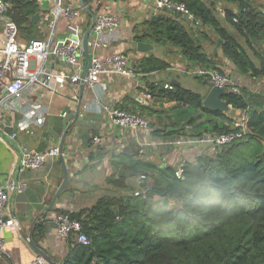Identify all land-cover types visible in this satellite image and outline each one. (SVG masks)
<instances>
[{
	"label": "crops",
	"instance_id": "0c3cea01",
	"mask_svg": "<svg viewBox=\"0 0 264 264\" xmlns=\"http://www.w3.org/2000/svg\"><path fill=\"white\" fill-rule=\"evenodd\" d=\"M198 1L210 10L220 27L233 38L234 25L229 22L228 16H233L232 21L233 18L238 17L242 3L248 5L251 12L259 13L264 17V0ZM64 4H70L80 10L77 24L82 29V40L83 34L91 24V16L81 10L79 0H64ZM155 6L156 0H90L88 3L90 12L96 17L101 13H107L116 16L119 20L116 29L105 37L107 47L94 48L89 45L88 60L91 56L103 58L110 54H124L128 57L129 65L137 75L136 78L101 76L95 87L85 86L82 93L79 86L69 83L60 86L58 82L51 81L54 89L40 87L34 97V101L41 103L47 110L46 120L42 126L33 124L28 131H17L16 121L21 119L18 113L6 115L8 123L6 122L4 128L0 126V184L5 185L9 180L14 179L25 182L26 188L22 193L10 196L7 217L15 221L16 229L4 227L0 230V264H31L36 255L29 246V239L54 263L62 264L69 243L68 239L56 233L55 220L58 215L77 214L91 208L104 197L127 196L130 194L129 187L137 192L142 184L153 185L154 181L161 177L165 167L171 166L177 170L182 164L180 160L183 159V163L190 162L200 155L208 154V148L204 144L190 147L166 144L180 138L190 139L189 136H182L183 127L187 134H192L190 127L185 125L184 116L188 111L194 115L200 111L196 108L190 109L182 102L152 96L146 88L147 83L160 84L163 88L168 84L173 88L189 90L200 95L203 102L212 87L198 70H217L226 74L230 81L244 88L246 93L258 92L255 90L257 87L255 83L261 82L263 89L260 94L254 95L264 94L263 77L254 78L240 74L224 57L221 48L223 42L216 28L202 25L194 15L192 20L165 9L158 11ZM11 11L8 12V16ZM164 17L177 19L183 23L186 33L199 47V52L207 57L209 63L191 62L182 56L178 46L164 43L162 40L155 42L147 37L142 41H135L137 35L147 33L150 35L149 23H156ZM72 24L76 23L60 19L54 44L75 40L68 32ZM33 25L36 26L39 37L44 38L47 33L44 19L40 17L38 23ZM1 29L0 24V48L3 45ZM93 38L94 35L91 33L89 43ZM219 40L221 45L217 47ZM139 42L151 47L148 53L144 54L137 50ZM252 45L255 48L254 44ZM80 56L83 67V47ZM148 56L162 60L170 68L147 75L138 73L142 59ZM262 56L264 58V55ZM51 64L56 72L64 71L59 59H51ZM194 79L202 81L204 85L199 86L198 81H192ZM78 105H80V113L84 115V123L81 127L72 125L69 128L63 146L68 183L52 209L46 213L44 210L49 206L63 181L62 163L56 157L48 159L38 170H21L17 145H24L36 152L58 148L63 133V120L74 114ZM113 108L140 112L150 121V129L132 130L114 126L108 115L109 110ZM230 110L234 112V117L228 116ZM229 111L224 114L234 124V121L238 120L237 112L231 107ZM70 123L71 121L67 119V124ZM12 132H17V137L13 141L7 138ZM166 133L173 134L166 136ZM96 139L100 140L97 144ZM204 150L206 152L202 153ZM137 163L148 165L140 168V172L147 175L144 179H140L141 176L131 177L128 167H122L124 164L129 166L128 164ZM119 171L123 173L121 177L118 176ZM120 178L124 179L122 186H120L121 182H116Z\"/></svg>",
	"mask_w": 264,
	"mask_h": 264
},
{
	"label": "trees",
	"instance_id": "16d2710c",
	"mask_svg": "<svg viewBox=\"0 0 264 264\" xmlns=\"http://www.w3.org/2000/svg\"><path fill=\"white\" fill-rule=\"evenodd\" d=\"M20 39H38L31 17L37 12L34 0H6ZM185 4L202 25L216 28L223 44L224 57L243 75L264 78V58L257 65L248 48L264 32V17L242 3L239 22H229L245 37V47L220 27L210 10L198 0H174ZM150 35L135 36V41L150 37L155 42L173 44L191 62L206 63L186 33L182 22L170 17L149 23ZM21 33V34H20ZM263 38H264V34ZM162 60L142 59L138 73L147 75L169 69ZM215 69V68H214ZM152 96L182 102L190 111L184 116L192 134L201 137L238 130L225 114L202 106V97L182 88L166 90L160 84L147 83ZM234 110L247 115L244 137L227 145L215 156L201 155L184 162L182 176L167 166L153 185H141L124 197H104L91 208L70 214L78 220L90 243L87 246L68 239L69 249L62 264H264V94L245 96L228 93L223 97ZM195 132V133H194ZM173 133H166V136ZM124 164L131 177L147 176L140 172L143 163ZM124 185V179L116 181ZM169 201L175 204L169 207ZM63 213V212H62Z\"/></svg>",
	"mask_w": 264,
	"mask_h": 264
},
{
	"label": "built area",
	"instance_id": "2783aa9c",
	"mask_svg": "<svg viewBox=\"0 0 264 264\" xmlns=\"http://www.w3.org/2000/svg\"><path fill=\"white\" fill-rule=\"evenodd\" d=\"M43 1L49 3L47 10L40 8ZM34 2L38 6L40 17L46 23L47 33L44 38L24 41L20 39L15 23L8 16V12L12 9V3L0 0V24L3 36V45L0 48V126L2 128L6 126V115L18 113L21 119L16 121L17 131H28L33 124L42 126L46 120L47 110L41 103L34 101L38 88H53L51 81L58 82L60 86L68 83L79 86L81 81L82 29L77 24L80 19V10L70 4H64V0H34ZM155 7L158 11L165 9L194 20V16L188 8L177 1L156 0ZM60 19L76 23L68 28V32L75 40L64 41L56 45L54 39ZM233 22L238 23L239 18H233ZM118 24L119 20L116 16L107 13L99 14L92 29L94 38L89 45L94 48L107 47L105 37L108 33H112ZM54 58L61 61L64 71L56 72L54 70V66L51 64V59ZM198 73L206 77L212 88L224 89L227 93L240 94L239 86L230 81L226 74L217 70L205 69H199ZM101 76L137 77L129 65L128 57L124 54H110L103 58L91 56L86 67L84 85L95 87ZM172 88L171 85H164L166 90ZM235 111L239 117L237 121H234L233 126L238 129L234 132L220 135L210 133L198 140L180 138L166 142V144L176 147L204 144L208 148V154L215 156L223 147L241 140L247 132L246 113L241 110ZM108 115L116 127L132 130L150 129V121L140 112L113 108L109 110ZM16 137L17 132H12L7 136L12 141ZM99 141L96 139L95 143L97 144ZM17 147L20 153L19 168L21 170H38L44 166L48 159L58 157V148L56 147L45 152H36L21 144H18ZM182 165L183 163L175 171V176L178 179L182 176ZM25 188V182L14 179L9 180L5 185L0 184V230L4 227L16 229L15 221L7 217L10 196L22 193ZM138 194V192L134 193V195ZM55 229L56 233L64 239L73 237L77 243L84 246L90 243L86 234L82 232L81 223L73 220L68 214H60L56 217ZM31 264L48 263L43 258L36 256Z\"/></svg>",
	"mask_w": 264,
	"mask_h": 264
},
{
	"label": "water",
	"instance_id": "95a60500",
	"mask_svg": "<svg viewBox=\"0 0 264 264\" xmlns=\"http://www.w3.org/2000/svg\"><path fill=\"white\" fill-rule=\"evenodd\" d=\"M90 2V0H79V4L81 7V10L86 12L87 14H89L91 16V24L88 27V29L85 31V33L83 34L82 37V47H83V55H84V62H83V67H82V73H81V81L79 84L80 87V93H82L85 85H84V78H85V74H86V67H87V63H88V47H89V39L92 33V29L93 26L96 23V15L92 14L88 8V3ZM49 7V3L47 1H43L41 3L40 8L42 10H47ZM178 16H180V14H178ZM40 19V13L36 12L32 17H31V21L33 24H37L38 21ZM154 20V18L152 19ZM187 20V19H185ZM221 44V40L218 41L217 43V47ZM151 47L149 45H146L142 42L137 43V50L141 53H148L149 49ZM228 94L224 89H218V88H211L209 93L207 94V96L205 97V99L202 102V106L204 108H207L213 112H220L222 114L227 113L229 111V106L226 104V102L223 100V97ZM80 105L77 106L76 112L72 115H69V117L67 118L68 120L71 121L70 124H67V119L63 120L62 123V128H63V133L58 145V158L60 159L61 163H62V167H63V181L60 184L58 190L56 191L55 195L53 196V198L51 199V202L49 204V206L44 210V212H48L52 209L56 199L60 196V194L65 190L67 183H68V172L64 163V158H63V146H64V141H65V137L68 133L69 128L72 125H77V126H82L83 122V118L84 115L81 114L80 112ZM129 174V173H127ZM123 175L122 171L118 172V176L121 177ZM29 246L31 247L32 251L35 253V255L37 257H41L43 258L48 264H56L54 263L51 258L38 246H36L33 241L31 239H29L28 241Z\"/></svg>",
	"mask_w": 264,
	"mask_h": 264
},
{
	"label": "rangeland",
	"instance_id": "374dc122",
	"mask_svg": "<svg viewBox=\"0 0 264 264\" xmlns=\"http://www.w3.org/2000/svg\"><path fill=\"white\" fill-rule=\"evenodd\" d=\"M258 16L260 17L261 15L258 13ZM234 23V22H233ZM263 30H264V28H263ZM232 32H234L233 34H234V38L237 40V42L238 43H240L243 47H245L246 48V46H245V37L237 30V28H236V26H234V27H232ZM21 34V33H20ZM262 34H264V32L262 33ZM262 34H260V36H259V38L258 39H255V41L254 42H252L253 44H254V46H255V48L252 50L251 49V47H249L248 48V53H249V55H250V57H251V59L257 64V65H259V63H260V59L261 58H263V56L262 55H264V38H263V35ZM37 37H39V36H37ZM40 38V37H39ZM38 38V39H39ZM214 44H215V42H214ZM221 45V44H220ZM261 50H263V51H261ZM260 51H261V53H260ZM251 77V76H250ZM198 81V84H199V86H203L204 84H203V82L202 81H199L198 79H194V80H192V81ZM255 85L257 86L256 87V89L255 90H257L258 92H256V91H254V94H260V92H261V90L263 89L262 87V83L261 82H257V83H255ZM239 93L241 94V93H243L245 96H251V94L250 93H246L245 91H244V88H241V87H239ZM191 113V112H190ZM193 113V112H192ZM234 112L233 111H229V117L230 116H232V117H234ZM239 117V116H238ZM195 133V132H194ZM204 135H202L201 137H203ZM201 137H196V136H189V138L190 139H192V140H198V139H200ZM206 152V150H204L202 153H205ZM204 155H206V154H204ZM201 156V155H200ZM203 156V155H202ZM199 157V156H198ZM198 157H196V158H198ZM183 160V159H182ZM182 160H180L179 162L180 163H183L182 162ZM184 162H186V161H184ZM147 178V177H146ZM135 179V178H134ZM147 180V179H146ZM174 202L173 201H169V207H173L174 206Z\"/></svg>",
	"mask_w": 264,
	"mask_h": 264
}]
</instances>
